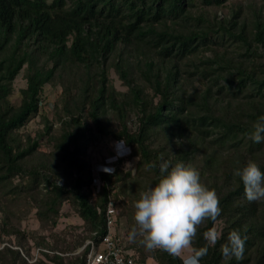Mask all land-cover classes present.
Here are the masks:
<instances>
[{
    "label": "trees",
    "instance_id": "trees-1",
    "mask_svg": "<svg viewBox=\"0 0 264 264\" xmlns=\"http://www.w3.org/2000/svg\"><path fill=\"white\" fill-rule=\"evenodd\" d=\"M226 1L0 0L2 234H23L9 223L4 199L11 195L34 205L42 227L55 226L62 204L69 202L87 237L99 242L108 199L123 195L133 203L125 212L126 246L137 264L149 257L157 264H182L165 251L148 250L140 235L129 239L139 193L157 182L161 163L179 161L192 163L220 201V215L206 220L193 242L207 246L204 234L219 224L222 237L200 264H264V201L249 202L233 174L249 159L264 172V142L249 138L264 115V14L255 11L250 21L239 22L233 14L210 20L192 11L198 2L221 6ZM204 50H212V57L199 56ZM110 68L125 90L115 89ZM22 69L25 86L13 105L8 97ZM196 81L203 88L194 86ZM45 84L62 87L57 133L50 123L44 128L54 167L36 159L38 137L19 133L38 114ZM103 137L122 140L137 160L133 172L122 170L120 159L112 173L101 174L103 184L93 194L91 166L83 155L91 141ZM233 229L247 236L242 260L221 252ZM37 245L51 249L43 238ZM87 250L67 264H83ZM48 251L41 253L54 264H66L63 255ZM0 264L28 262L6 247ZM33 264L44 263L37 258Z\"/></svg>",
    "mask_w": 264,
    "mask_h": 264
},
{
    "label": "clouds",
    "instance_id": "clouds-1",
    "mask_svg": "<svg viewBox=\"0 0 264 264\" xmlns=\"http://www.w3.org/2000/svg\"><path fill=\"white\" fill-rule=\"evenodd\" d=\"M249 138L255 143L264 142V115L254 122ZM175 142L180 143L179 140ZM159 172L157 182L141 191L134 203L135 226L129 232V239L135 241L140 235L150 251H165L180 258L182 264H200L208 247H214L222 237L221 231L213 229L204 234L207 246H193L199 227L206 220L215 221L220 215L219 197L214 188L202 181L199 170L192 163L178 161L171 165L164 161ZM233 174L241 179L249 202L264 201V172L257 162L249 159ZM246 240V235L233 229L221 246L224 258L242 260Z\"/></svg>",
    "mask_w": 264,
    "mask_h": 264
},
{
    "label": "rangeland",
    "instance_id": "rangeland-1",
    "mask_svg": "<svg viewBox=\"0 0 264 264\" xmlns=\"http://www.w3.org/2000/svg\"><path fill=\"white\" fill-rule=\"evenodd\" d=\"M192 11L195 14H202L205 18L210 20L230 19L233 17V14L236 16L235 20L239 22L244 20L250 21L255 11L264 14V2L262 3L257 0H227L221 6L203 5L198 2V5L193 7ZM211 54L212 50H204L199 56L212 57ZM109 80L112 82L115 89L125 90V86L122 85L121 80L118 78L113 68L109 69ZM24 86V69H22L13 80V91L8 97L13 105L19 104L21 99L20 89ZM194 86L203 88V84L199 81H196ZM61 90L62 87L59 84H45L41 95L42 101L38 114L19 130L23 138L28 134L32 138L38 137L39 146L36 159L39 160L41 157L45 158L52 167H54L55 164V160L53 156H51L52 142L49 140L50 135L44 132V128L46 124L50 123L52 124L53 133H57L59 127L57 112L61 113L62 107L60 102ZM43 132L44 134L39 137L38 134ZM115 142L116 140L103 137L89 143L84 151L83 157L87 164L91 166V170L95 164L103 162L105 157L114 152ZM130 154L121 159L122 162L120 167L122 170L131 169L134 172L137 159L134 156H130ZM197 157L198 155L196 158ZM19 179L16 178L13 182L16 183ZM60 180L63 181V179ZM4 204L6 205V209L11 213L9 223L23 234H2L0 231V250L6 247L18 250L28 264L33 263L29 262L26 257L30 259L35 256L44 264H54L41 253L43 251H37V248H42L37 245V242L41 241L42 238L51 247L48 253H59L63 255L66 264L73 256L79 255V253L75 254V252L78 251L79 248L84 245L86 239H88L87 232L84 231L83 220L72 209L69 202H64L62 204L60 215L55 226L46 225L45 227H42L37 220L35 213L36 208L34 205L32 203H27L25 198H16L9 195L4 199ZM115 204L118 213V224L120 225V229L126 233L128 230V217L125 212L127 209H129V211L132 210V200L130 203V200L127 199L126 196L120 195V198L115 201ZM214 229L218 230L219 224H216ZM18 240L22 243H18ZM27 248L30 249V255H28L25 250ZM186 254L187 252H185V255ZM144 264L157 263L153 258L149 257Z\"/></svg>",
    "mask_w": 264,
    "mask_h": 264
},
{
    "label": "built area",
    "instance_id": "built-area-1",
    "mask_svg": "<svg viewBox=\"0 0 264 264\" xmlns=\"http://www.w3.org/2000/svg\"><path fill=\"white\" fill-rule=\"evenodd\" d=\"M130 154L129 147L125 146L121 140H116L114 152L105 157L103 162L97 163L92 168L93 194L99 190L103 184L101 174L112 173L115 164L122 158ZM58 184H63L62 180H57ZM105 231L99 242L93 238L86 239L84 245L75 254L88 248L83 264H137L135 253L127 248V237L125 231L120 229L118 224V213L113 198H109L104 211ZM48 251L37 248V251ZM29 262H34L37 258H28Z\"/></svg>",
    "mask_w": 264,
    "mask_h": 264
}]
</instances>
